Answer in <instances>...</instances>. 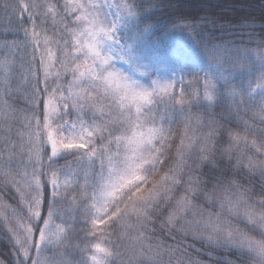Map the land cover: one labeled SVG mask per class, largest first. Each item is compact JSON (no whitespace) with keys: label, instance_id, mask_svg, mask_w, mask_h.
Listing matches in <instances>:
<instances>
[{"label":"snow or ice","instance_id":"6c2138e0","mask_svg":"<svg viewBox=\"0 0 264 264\" xmlns=\"http://www.w3.org/2000/svg\"><path fill=\"white\" fill-rule=\"evenodd\" d=\"M261 4L178 16L207 70L147 85L101 47L136 0L4 4L0 264H264Z\"/></svg>","mask_w":264,"mask_h":264},{"label":"trees","instance_id":"16d2710c","mask_svg":"<svg viewBox=\"0 0 264 264\" xmlns=\"http://www.w3.org/2000/svg\"><path fill=\"white\" fill-rule=\"evenodd\" d=\"M9 2L0 0V10ZM136 2L138 14L131 17L132 22L126 31L144 33L160 49L176 56L182 64L186 81L191 73L206 71L207 60L196 44L198 37L183 30L177 21L178 16L183 14L191 19L197 13L203 15L207 11L217 18L229 19L235 18L241 10L258 13L262 6L261 0H180L179 8L173 6L172 0Z\"/></svg>","mask_w":264,"mask_h":264},{"label":"rangeland","instance_id":"374dc122","mask_svg":"<svg viewBox=\"0 0 264 264\" xmlns=\"http://www.w3.org/2000/svg\"><path fill=\"white\" fill-rule=\"evenodd\" d=\"M94 2L103 3V0ZM108 19H118L119 24L115 39H105L101 47L105 54L114 57L116 67L146 85L156 78L174 79L183 74L182 64L176 56L160 49L144 33L126 31L132 22L131 17L119 13L113 16L108 12Z\"/></svg>","mask_w":264,"mask_h":264}]
</instances>
